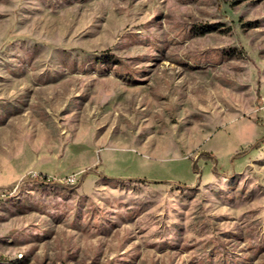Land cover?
<instances>
[{
    "label": "rangeland",
    "instance_id": "374dc122",
    "mask_svg": "<svg viewBox=\"0 0 264 264\" xmlns=\"http://www.w3.org/2000/svg\"><path fill=\"white\" fill-rule=\"evenodd\" d=\"M0 264H264V0H0Z\"/></svg>",
    "mask_w": 264,
    "mask_h": 264
}]
</instances>
